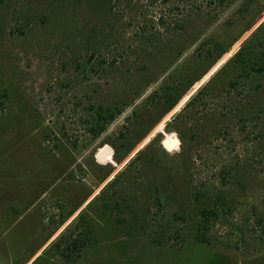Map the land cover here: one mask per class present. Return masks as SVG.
Segmentation results:
<instances>
[{
  "label": "rangeland",
  "instance_id": "obj_1",
  "mask_svg": "<svg viewBox=\"0 0 264 264\" xmlns=\"http://www.w3.org/2000/svg\"><path fill=\"white\" fill-rule=\"evenodd\" d=\"M241 49L253 60L264 51V0H0V264H264V131L234 118L223 139L180 156L173 120L207 82L237 81L241 93L212 101L257 91L231 65ZM176 82L195 84L164 116L148 107ZM86 101L126 107L91 139L77 123ZM173 135L178 144L150 161ZM105 146L117 154L103 163ZM203 183L228 209L207 235L212 245L196 244L190 220L171 229L186 237L180 250L154 243L159 222L145 228L154 203L190 216L192 186Z\"/></svg>",
  "mask_w": 264,
  "mask_h": 264
},
{
  "label": "trees",
  "instance_id": "obj_2",
  "mask_svg": "<svg viewBox=\"0 0 264 264\" xmlns=\"http://www.w3.org/2000/svg\"><path fill=\"white\" fill-rule=\"evenodd\" d=\"M101 4H107V2H112L113 0H98ZM119 1V0H117ZM162 5H170L173 0H155ZM164 20L162 17L156 22L157 27L164 28ZM159 35V33H157ZM146 41L152 42V38L149 35L146 37ZM207 44V43H205ZM216 44V43H215ZM198 50V49H197ZM209 50H207L208 52ZM246 50H240L231 58V65H239L243 68H246L242 71L240 76L245 77L247 80L259 81L256 83L255 88L257 91L253 95L247 98V101H212L213 98L217 96L221 98L225 93L224 90H237V81L230 82V87L222 85H212L211 82H207L205 85L200 87L188 101L182 106V108L175 114L173 120L177 124V132L179 140L181 141V151L180 156H184L187 151L190 149L193 144L201 145L203 148L212 144L213 140H221L226 132L228 123H230L234 118L243 126L245 130H258L260 134L264 131V128L261 129L260 125H264V101H249L248 99H255L257 93L264 94V51L257 54L254 60L251 58V54ZM221 53L214 58L213 63H215L222 55ZM229 62V63H230ZM86 66L89 67V72H92V61L84 63V71H86ZM177 82L172 85H166L159 89V92H155L151 99H157L155 101H146L149 108H159L162 110V116L168 114L173 110L179 103L180 100L186 95L195 83L191 82L188 86H182ZM182 87V88H181ZM229 91V90H228ZM236 93L241 96L239 90ZM0 98L4 96L0 95ZM222 99V98H221ZM264 100V96H263ZM155 103V105H153ZM216 104L214 107V117L211 119V123H215V126L211 127L209 120L207 119L208 115L207 110L211 105ZM79 115L77 116V123L86 129L87 135L91 139L98 138L102 135L106 129L119 117L126 107V103L123 101H86L85 105L81 102L78 103ZM2 107V101H0V108ZM53 117V116H52ZM51 118V116H50ZM49 119L48 122L53 123ZM263 121V123H261ZM48 130L49 126L46 125ZM51 127V126H50ZM254 132V131H253ZM173 136H167L164 142L170 143ZM211 138L213 140L211 141ZM70 144V148L76 146L75 141L67 140ZM120 146H123L121 144ZM78 147V146H77ZM164 153L161 149V145L158 149L153 150L150 156V161H155L160 153ZM114 154H117L114 151ZM206 156V155H205ZM114 157V156H113ZM115 158V157H114ZM116 180V179H114ZM109 183L107 187H110ZM191 199L194 203V215L188 216L183 208L181 212H175L172 215H169L166 211L165 205L161 200H157L154 203V211L149 216V221H145V228L151 223H158L159 230L157 233H152L149 238L152 239L154 243L159 246L169 245L170 242H176V245L180 246L176 248L180 250L182 248L185 235L179 234L177 231H171L172 227L177 226V223L182 222L184 224L187 220H190L193 223V238L196 244L198 245H207L211 246L209 238L207 237L210 229L215 225L221 218L220 210L225 209L224 206V196L221 192H211V188L206 184H201L199 187L192 186L191 189ZM147 210H149L147 208ZM228 210V209H225ZM148 212V211H147ZM146 218V213H145ZM148 220V218H147ZM257 220H262L257 219ZM162 224V225H161ZM257 224V223H256ZM152 227H155L154 225ZM264 233V232H262ZM73 240L72 247L76 246ZM67 247L65 248L68 250ZM173 246V247H174ZM68 248V249H67ZM62 256L65 255L61 252ZM67 261V260H65Z\"/></svg>",
  "mask_w": 264,
  "mask_h": 264
},
{
  "label": "water",
  "instance_id": "obj_3",
  "mask_svg": "<svg viewBox=\"0 0 264 264\" xmlns=\"http://www.w3.org/2000/svg\"><path fill=\"white\" fill-rule=\"evenodd\" d=\"M178 144V140L176 137L172 138V141L170 143L162 142L161 149L163 151L170 150L174 148ZM114 152L108 147L105 146L97 155L96 159L99 162H105L107 159L111 158L113 156Z\"/></svg>",
  "mask_w": 264,
  "mask_h": 264
},
{
  "label": "crops",
  "instance_id": "obj_4",
  "mask_svg": "<svg viewBox=\"0 0 264 264\" xmlns=\"http://www.w3.org/2000/svg\"><path fill=\"white\" fill-rule=\"evenodd\" d=\"M55 239V238H54Z\"/></svg>",
  "mask_w": 264,
  "mask_h": 264
}]
</instances>
